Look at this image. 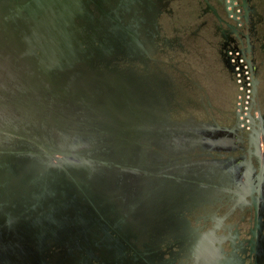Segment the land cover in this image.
<instances>
[{"label": "flooded vegetation", "instance_id": "obj_1", "mask_svg": "<svg viewBox=\"0 0 264 264\" xmlns=\"http://www.w3.org/2000/svg\"><path fill=\"white\" fill-rule=\"evenodd\" d=\"M24 1L0 0V48L3 14ZM31 4L34 16L24 26L25 11H20L21 17L14 11L11 54L0 55L12 68L22 67L21 54L29 51L27 59L43 77L65 81L88 78L102 64L121 60L125 66H136L145 81L152 79L155 95L170 79L174 100L173 88L178 87L165 67L181 72L180 60L192 44L203 40L225 68L231 49L245 59L252 74L250 109L245 125L239 121L236 96L229 126L213 124L208 115L207 125L194 123L191 116L184 122L193 124L181 125L172 114L142 119L139 160L134 164L110 160L139 170L143 198L130 208L122 206L119 194L109 189L110 181L124 175L116 168L80 173L87 178L86 193L91 198L81 206L66 207V192L46 183V173L64 170L0 145V264H264V156L260 151L264 0H31ZM41 16L47 23L37 21ZM226 69L237 94L232 66ZM65 84L61 82L56 90L66 92ZM202 99L199 96L196 106L205 109ZM174 105L177 112H185L178 102ZM202 125L231 138L228 148L217 151L202 137L190 136L179 168H172L178 161L154 141L170 140L174 130L195 132ZM254 126L259 133L249 135ZM151 153L166 160L153 159ZM65 223L86 230L66 231ZM209 230H214L209 241L216 249L214 257L197 256L194 246ZM76 237L83 239L77 248L61 242Z\"/></svg>", "mask_w": 264, "mask_h": 264}, {"label": "rangeland", "instance_id": "obj_2", "mask_svg": "<svg viewBox=\"0 0 264 264\" xmlns=\"http://www.w3.org/2000/svg\"><path fill=\"white\" fill-rule=\"evenodd\" d=\"M189 54L180 60L181 72L171 66L165 67L178 87L173 86L174 100L170 98V79L166 78L162 93L155 95L152 79L148 77L145 81L136 66H125L121 60L102 64V67L93 69L88 78L75 77L62 81L68 87L67 94H61L35 86L0 59V102L5 105L1 112L5 115L3 121L7 124L6 128H15L17 133L31 137L34 147L42 138L47 144L65 149L72 137L78 135L84 137L87 143L72 150L102 159L136 163L139 160L142 119H164L167 114L168 117L172 114L171 118H177L182 125H186L193 124L184 122L188 116L193 118L194 123L198 122L195 118H207L196 106L199 92L192 88L190 82L195 76H203L200 70L188 67L192 66L190 61L193 60ZM157 96L161 99L158 100ZM175 102L185 109L184 113L176 111L178 106L174 105ZM205 125L195 132L174 130L170 140L157 139L154 144L178 161L172 168H179L180 158L188 151L190 136H200L213 149L225 151L231 138L219 132H209ZM62 134H65L63 145H67L63 147L58 145ZM11 143L16 146L29 144L17 138ZM260 151L264 156V135ZM151 157L161 162L166 160L165 156L153 153ZM137 177V170H128L120 180L110 181L109 189L119 194L117 199L122 206H138L139 199L143 198V186L139 185Z\"/></svg>", "mask_w": 264, "mask_h": 264}, {"label": "water", "instance_id": "obj_3", "mask_svg": "<svg viewBox=\"0 0 264 264\" xmlns=\"http://www.w3.org/2000/svg\"><path fill=\"white\" fill-rule=\"evenodd\" d=\"M60 1V0H58ZM32 6L31 0H25L24 3L18 7V8H12L8 7L7 12H5L1 18V24H2V32L4 35V43L1 44L2 48H0V55L4 56L7 53V57L11 54V36L10 33L12 32V22L13 21V13L15 12V15L21 17V10L25 11V16L22 18V24L23 26L25 24H28V19L33 18V10L30 9ZM37 21L41 25L46 22L43 16H41ZM51 22V21H50ZM47 23V22H46ZM16 25V24H14ZM34 25H36V20L34 22ZM237 39V36H235ZM3 49V50H2ZM4 52H6L4 54ZM27 55H29V51H25L21 54V57L25 58V63L20 68H13L21 77L30 80L32 84L35 86H38L39 88H44L48 91H55L57 92L58 86H60L61 82L63 80L52 78L51 76L45 78L42 76L41 73L36 70V67L34 65V62L27 59ZM17 59H20V57H17ZM6 64L11 67V64L6 61ZM39 64L42 66V62H39ZM224 64L226 68L231 70V66L228 61V57L224 60ZM51 65L48 64V66L45 69H48ZM12 68V67H11ZM15 78V77H14ZM256 83L253 86V95L256 94ZM66 87H68L65 84ZM60 92V91H58ZM61 94H67L66 92H60ZM3 116L0 113V145H8L10 147L11 152H22L26 157L29 159H39L45 161L46 165L51 168L56 169H62L64 170L63 173H57V172H48L46 175L49 177V179L46 181L48 185H51L54 188H57L58 186L61 187V190L66 192L65 200L67 203L65 204L66 207H74V206H81L82 202L85 199L90 200L91 197H89L86 193L87 190V178H83L80 175L84 172L91 173L92 171H95L98 168H116L121 172H125L128 170H137V173L139 170L136 167L133 166H126L124 164L120 163H112L110 160L98 158L96 156H89L84 153H82L80 150H72V149H78L75 146H67L61 144L60 142L58 145L61 147L67 146L65 149L60 148L59 146H53L51 144H47L44 142L42 138H40L39 142H36L37 146L34 147L32 145L31 137L17 133L15 128H6L7 124L3 121ZM13 117V116H12ZM11 117V118H12ZM202 123V122H201ZM180 124V122L178 123ZM182 125V124H181ZM260 129L259 127L254 126L250 131L249 135H257L259 133ZM14 138L20 139V140H26L29 142L28 145H19L16 146L15 144L11 143V140ZM80 147V146H79ZM56 154L60 155L61 157H57ZM71 156V157H68ZM134 164V163H131ZM74 169L76 172L70 171ZM58 175H61L59 179L56 177ZM70 223H65L66 231H85V228H68L67 225ZM214 235V230H209V233H205L202 235V237L196 242V245L194 246V251L197 256H208L213 258L215 247L214 243L209 242ZM85 241V239H84ZM64 247L67 248H77L82 245L83 239L80 238H65L61 240ZM208 264V263H206Z\"/></svg>", "mask_w": 264, "mask_h": 264}, {"label": "crops", "instance_id": "obj_4", "mask_svg": "<svg viewBox=\"0 0 264 264\" xmlns=\"http://www.w3.org/2000/svg\"><path fill=\"white\" fill-rule=\"evenodd\" d=\"M191 49L189 56L193 57V60L190 61L192 66L188 67L195 71L200 70L203 76H195L191 80L199 88V96L204 99L202 100L206 106L205 109L199 108V110L204 116L208 115L213 124L229 126L233 120L232 110L236 92L230 73L214 55V51L206 41L198 40ZM195 119L205 123L204 119Z\"/></svg>", "mask_w": 264, "mask_h": 264}, {"label": "built area", "instance_id": "obj_5", "mask_svg": "<svg viewBox=\"0 0 264 264\" xmlns=\"http://www.w3.org/2000/svg\"><path fill=\"white\" fill-rule=\"evenodd\" d=\"M227 54L237 86L236 103L239 121L241 125H245L250 109L252 74L245 59L240 55L238 50L231 49Z\"/></svg>", "mask_w": 264, "mask_h": 264}, {"label": "bare ground", "instance_id": "obj_6", "mask_svg": "<svg viewBox=\"0 0 264 264\" xmlns=\"http://www.w3.org/2000/svg\"><path fill=\"white\" fill-rule=\"evenodd\" d=\"M13 79L12 77H10ZM5 105L0 102V113L3 112ZM65 138V134L59 136L58 141L62 144ZM87 143V140L84 137L74 135L70 141L69 146L79 147Z\"/></svg>", "mask_w": 264, "mask_h": 264}]
</instances>
